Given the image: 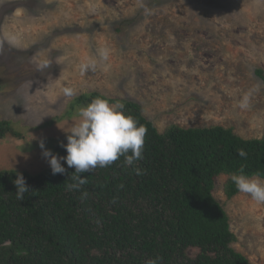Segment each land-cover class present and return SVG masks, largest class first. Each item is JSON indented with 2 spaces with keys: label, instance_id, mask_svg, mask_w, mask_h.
<instances>
[{
  "label": "rangeland",
  "instance_id": "rangeland-1",
  "mask_svg": "<svg viewBox=\"0 0 264 264\" xmlns=\"http://www.w3.org/2000/svg\"><path fill=\"white\" fill-rule=\"evenodd\" d=\"M8 34L20 43L0 50V119L27 131L0 139V171L49 168L40 142L67 140L79 117L46 123L92 92L138 103L161 133L176 125L264 134V84L255 76L264 72V0H0V40ZM104 47L108 71L82 74L80 64ZM254 88L251 108L239 109ZM228 180L215 179L213 197L236 236L232 247L264 264V205L241 192L227 199Z\"/></svg>",
  "mask_w": 264,
  "mask_h": 264
},
{
  "label": "trees",
  "instance_id": "trees-1",
  "mask_svg": "<svg viewBox=\"0 0 264 264\" xmlns=\"http://www.w3.org/2000/svg\"><path fill=\"white\" fill-rule=\"evenodd\" d=\"M255 76L264 84L263 71ZM96 97L123 103L125 114L148 128L143 158L129 166L121 157L83 172L87 183L76 191L65 187L75 168L63 159L64 174L53 175L51 167L34 175L0 171V264H146L156 256L161 264H252L232 247L236 236L213 191L215 179L225 175L226 198L237 195L230 177L241 167L249 177L259 172L264 178V134L242 138L222 126L176 125L161 133L138 103L96 92L74 98L46 126L77 117ZM26 131L0 119L1 140H23ZM62 144L67 140L52 139L46 147L66 157ZM18 174L28 187L23 201L15 194Z\"/></svg>",
  "mask_w": 264,
  "mask_h": 264
},
{
  "label": "clouds",
  "instance_id": "clouds-1",
  "mask_svg": "<svg viewBox=\"0 0 264 264\" xmlns=\"http://www.w3.org/2000/svg\"><path fill=\"white\" fill-rule=\"evenodd\" d=\"M146 14H150L145 9ZM18 47L19 39L17 36L8 34L0 40V50L3 44ZM110 50L107 47L98 49L95 56L89 57L85 62L80 64L81 73L88 71L95 72L98 68L102 71H108ZM48 66L46 60L37 63L38 69ZM258 89H250L245 91L238 100V108L248 110L252 106V98ZM63 94L67 97L74 96L75 90L72 88H64ZM123 103H110L102 97L94 98L86 107L79 109L78 121L71 127L67 136V144L61 146L66 148L67 156L58 158L51 150L44 148L43 141L40 147L42 154L47 159L52 174H64L65 168L61 164V160H65L70 168H75V172L71 176V183L65 185L68 191H76L82 185L87 183L86 178H81L83 172L93 171L97 167L105 168L111 166L121 157L124 158L125 165H135V163L143 158L145 137L148 128L140 124L131 115L124 112ZM238 155L247 158V153L241 149ZM136 174H142L139 168L135 169ZM231 181L235 184L237 190L241 193L248 194L258 205H264V178L257 172L249 177L244 174L243 167L240 168L239 174H231ZM16 187V199L23 201L25 193L28 192L25 178L22 174H18L13 181ZM86 196L87 193H84ZM162 257L156 256L149 259L146 264H161Z\"/></svg>",
  "mask_w": 264,
  "mask_h": 264
}]
</instances>
